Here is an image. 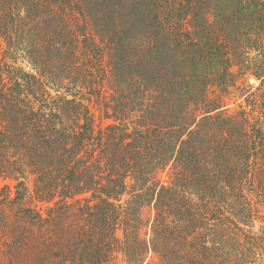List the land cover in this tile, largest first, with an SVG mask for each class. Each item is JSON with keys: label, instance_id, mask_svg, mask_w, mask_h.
<instances>
[{"label": "trees", "instance_id": "trees-1", "mask_svg": "<svg viewBox=\"0 0 264 264\" xmlns=\"http://www.w3.org/2000/svg\"><path fill=\"white\" fill-rule=\"evenodd\" d=\"M0 264H264V0H0Z\"/></svg>", "mask_w": 264, "mask_h": 264}, {"label": "rangeland", "instance_id": "rangeland-1", "mask_svg": "<svg viewBox=\"0 0 264 264\" xmlns=\"http://www.w3.org/2000/svg\"><path fill=\"white\" fill-rule=\"evenodd\" d=\"M251 84L254 85L255 87H258V85H259V83L256 82L255 80H251ZM239 104H243L242 100L230 101L229 102V112L232 114H235L239 108ZM100 118H102V117H100ZM103 123H111V121L110 120H108V121L104 120V122L100 123V125ZM167 180H168V172H165L164 174H162V181L166 182Z\"/></svg>", "mask_w": 264, "mask_h": 264}]
</instances>
